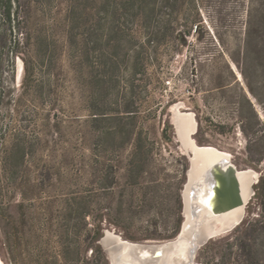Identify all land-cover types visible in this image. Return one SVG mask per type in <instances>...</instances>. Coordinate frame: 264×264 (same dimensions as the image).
<instances>
[{"label": "rangeland", "instance_id": "374dc122", "mask_svg": "<svg viewBox=\"0 0 264 264\" xmlns=\"http://www.w3.org/2000/svg\"><path fill=\"white\" fill-rule=\"evenodd\" d=\"M70 2L14 0L11 23L0 3L1 261L108 264L99 240L93 241L99 216L102 232L126 241L175 238L188 168L170 123L177 104L195 118L197 145L227 152L237 170L257 174L242 221L258 218L253 195L264 174V50L252 47L243 56L249 0H177L164 8L162 19L179 24L162 23L156 35L145 32L153 40L140 55L146 70L139 65L133 80L120 72L105 105L95 82L96 54L85 59L87 48L99 47L100 1L78 2L85 15L75 31L76 58L69 44ZM187 17L194 21L184 23ZM179 32L184 41H177ZM125 50L121 66L128 67ZM39 57L50 58V65L38 69ZM124 104L132 113L122 110ZM93 106L106 108L104 118L92 115ZM15 147L25 148L24 160L10 159ZM76 208L90 216L84 221ZM234 229L197 249L193 264H207L214 255L209 264H242L236 244L244 241L256 250L250 262L264 264V230L244 235Z\"/></svg>", "mask_w": 264, "mask_h": 264}, {"label": "trees", "instance_id": "16d2710c", "mask_svg": "<svg viewBox=\"0 0 264 264\" xmlns=\"http://www.w3.org/2000/svg\"><path fill=\"white\" fill-rule=\"evenodd\" d=\"M1 8L3 9V14L8 23L14 21V11L12 5L14 0H0ZM70 8L68 11V19L70 21V31L71 36L69 37V45L71 47V52L73 57L76 58L79 53L78 42L76 40L75 31L79 29L80 19L83 15H85V11L80 12L82 9L78 4L79 0H70ZM87 1V0H83ZM98 3V17L95 20L96 25L99 28V47L95 49V47L86 49V60H91L92 56L91 52L95 53L97 66V89L98 94L103 98L106 96L107 89H113L119 85L118 74L120 72H126L129 78L133 80L136 75L139 73V65H141L142 71L146 70V66L144 63L140 62V55L143 50V46L145 43L149 44L152 42V36L148 34L145 36V32L148 30L152 31V35L157 33V29L163 23H167L171 25L172 28L179 24L178 19L170 21L169 19L163 20L161 16V11L167 7H175L177 0H99ZM250 8L247 9L246 12V22H245V32H244V40H243V56L244 58H248L250 52H252V47H257V52H261L264 50V0H249ZM83 8V7H82ZM168 17V16H167ZM192 17H187L184 19V23L191 24L193 22ZM170 26V27H171ZM126 28V34L125 32ZM194 31L196 32L198 29V25H193ZM156 35V34H155ZM154 35V36H155ZM177 41L183 40V34H176ZM126 47V50H125ZM125 50V55H128L130 58V65L121 66L125 62L122 58H120L122 49ZM260 54V53H259ZM89 55V56H88ZM91 57V58H90ZM125 57V56H124ZM39 60L36 61L38 69L40 67H48L51 63V59L48 58L47 61L43 57H39ZM125 59V58H124ZM256 100L259 103H262L258 96L253 94ZM1 99V94H0ZM119 99L114 101L116 105V109L120 107ZM104 107V106H103ZM96 107L92 108V115L95 118L100 115H106V108H102L100 110H95ZM122 110L126 113H132L128 104L123 106ZM117 111V110H116ZM168 126V123L165 122L164 128L162 129V134L165 127ZM12 152L10 159L14 160L15 158H19L21 161L24 160L26 156L25 148L18 147L14 149ZM16 154V156H15ZM19 155V156H17ZM254 199L256 201V205L260 210L258 218H246L241 224L234 229L235 231L240 232L239 230H243L244 235L247 232L254 233L256 231L264 230V222H262V218L264 214V174L259 176L257 183L254 186ZM83 209V208H82ZM76 213L80 216L84 221L86 218L90 216V213L86 208L83 210L76 208ZM102 216H99L95 220L94 226V235L93 241H98L102 236ZM246 238V236H245ZM239 246L238 254L239 258L242 257V264H252V259H255L256 250L254 246L244 242H240V244H236ZM217 256L214 255L211 257V260H208L206 263H211Z\"/></svg>", "mask_w": 264, "mask_h": 264}, {"label": "bare ground", "instance_id": "6f19581e", "mask_svg": "<svg viewBox=\"0 0 264 264\" xmlns=\"http://www.w3.org/2000/svg\"><path fill=\"white\" fill-rule=\"evenodd\" d=\"M21 69H18V77ZM180 105H174L170 112L172 113V123L176 127L180 149L186 154L191 150L194 153L192 165L188 171L189 181L183 192L185 203V219L186 223L191 225L187 235L180 239L168 243L170 240L161 242L160 244L134 243L123 240L119 236L107 233L104 239L111 264L123 262L125 264H149V259L155 250L165 248L160 261L162 264H189L193 259V248L199 244V240L206 239L210 235L221 233L243 217L245 205L252 195L251 185L257 179V174L249 170H239L237 175L240 187L241 197L244 205L232 211L224 213L218 217H212L209 213L195 214L191 211L192 206H198L203 193L202 173L204 170L219 160L222 156L230 159V154L216 149L212 146H199L195 144L192 135L196 131V121L192 113L181 112ZM201 147V149H197ZM209 147V148H207ZM195 192L196 196L191 198V193ZM192 212V213H191ZM0 264H4L0 259Z\"/></svg>", "mask_w": 264, "mask_h": 264}, {"label": "water", "instance_id": "95a60500", "mask_svg": "<svg viewBox=\"0 0 264 264\" xmlns=\"http://www.w3.org/2000/svg\"><path fill=\"white\" fill-rule=\"evenodd\" d=\"M170 114L172 117L171 112ZM171 117H170V123L174 129L175 138L177 139L179 146H181V143L178 138V134L176 132V127L174 123H172ZM196 148L201 149V147H197V146ZM185 156L187 158L188 168L185 174V177H186L185 183L183 184V188L181 191L182 223L180 225L178 234L175 236V238L171 239L168 243L174 242L180 239L181 237L186 236L188 230H190L191 228V225L185 222L186 221L185 215H184L185 203H184L183 192L186 188V184L189 181L188 171L191 168L194 153L191 150H189L186 152ZM238 171L239 170H237V168L231 163V160L229 158H226V156H222L219 160H217L216 162L208 166L201 175L202 177L201 185L203 186L204 190H203L201 199L199 201V205L192 206L191 211L195 214L206 212V213H209L212 217H218L224 213H227L229 211H232L236 208L243 206L244 201L241 197L240 187H239L238 180H237ZM249 171H252V170H249ZM252 193H253V190H252ZM190 196L191 198H194L196 196L195 192H192ZM242 219L243 217H241L237 221V223L232 225L230 228L225 229L221 233L210 235L206 239L204 238L200 239L199 244L195 245L193 248L194 255H193V259H191L189 264H193V260H194L197 249H199L202 245H204L209 239H212L214 237H217L219 235H222L224 233H227L233 230L236 226H238L241 223ZM107 233L117 236L111 231L105 230L102 232V236L100 237L98 244L102 247L103 251L105 252L106 258L108 260V264H111L108 249L106 245L104 244V239L107 237ZM164 250H165L164 247L161 248V250H155L151 258L149 259L148 263L149 264H162V262L160 261V257L162 256ZM117 264H125V263L119 262Z\"/></svg>", "mask_w": 264, "mask_h": 264}]
</instances>
